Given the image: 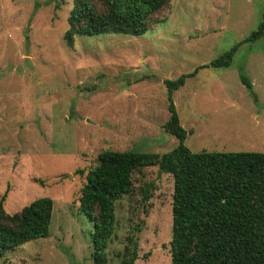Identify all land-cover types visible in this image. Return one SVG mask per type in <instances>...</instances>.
<instances>
[{"label":"rangeland","instance_id":"374dc122","mask_svg":"<svg viewBox=\"0 0 264 264\" xmlns=\"http://www.w3.org/2000/svg\"><path fill=\"white\" fill-rule=\"evenodd\" d=\"M73 7L0 0V200L7 195L11 215L54 200L50 236L0 264H94L93 225L79 211L85 176L104 151L164 155L179 145L164 127L166 81L206 66L173 95L192 152L264 153V37L241 45L229 68L211 66L259 28L264 0H171L144 36L78 37L72 47L64 35ZM133 182L116 203L109 264H120L135 226L136 264H172L174 179L156 166Z\"/></svg>","mask_w":264,"mask_h":264},{"label":"trees","instance_id":"16d2710c","mask_svg":"<svg viewBox=\"0 0 264 264\" xmlns=\"http://www.w3.org/2000/svg\"><path fill=\"white\" fill-rule=\"evenodd\" d=\"M171 0H74L69 29L64 40L74 46L78 37L102 35L144 36L153 15L169 6ZM264 37V16L252 36L233 47L211 64L229 68L239 47ZM202 66L200 68H205ZM182 75L166 81L170 118L167 132L179 145L167 154L113 151L99 154L98 164L85 176L79 198V211L93 225L94 264H109V246L116 234V203L133 193V177L144 168L159 167L174 179L172 264H264V153L192 152L185 142L188 132L181 125L173 95L194 77ZM243 83L253 89L241 72ZM85 175V171H79ZM0 200V259L9 251L35 240L48 238L54 200L41 198L13 215ZM144 200L151 198L144 189ZM118 253L120 264H136L140 241L135 226Z\"/></svg>","mask_w":264,"mask_h":264}]
</instances>
